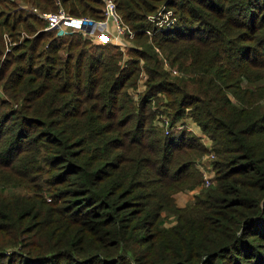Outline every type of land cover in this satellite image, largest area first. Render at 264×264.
I'll return each mask as SVG.
<instances>
[{"label": "trees", "instance_id": "1", "mask_svg": "<svg viewBox=\"0 0 264 264\" xmlns=\"http://www.w3.org/2000/svg\"><path fill=\"white\" fill-rule=\"evenodd\" d=\"M61 2L103 18L100 0ZM116 2L135 31L127 51L0 0V264H264V87L242 89L264 77V0ZM163 6L170 25L150 18ZM164 112L192 118L212 148L188 127L164 131ZM207 152L212 184L179 206Z\"/></svg>", "mask_w": 264, "mask_h": 264}, {"label": "built area", "instance_id": "2", "mask_svg": "<svg viewBox=\"0 0 264 264\" xmlns=\"http://www.w3.org/2000/svg\"><path fill=\"white\" fill-rule=\"evenodd\" d=\"M18 2L20 7L38 14L46 21L45 30H54L57 34L82 32L85 36L92 38L97 42H114L116 45L121 46L122 49H126L131 45V40L135 35V31L132 30L122 19L118 11L116 0H100L103 4V18L101 19H94L89 16H76L70 13L63 6L61 0H56V3L58 4V8L56 10H44L28 3ZM164 10L165 6L160 9V12L157 15H152L150 18L152 20H158L159 22V20L163 19L162 16L164 12L166 14L172 13V10ZM174 20V18H168L166 23L170 25L174 22ZM99 26L103 28L105 27L104 30H99ZM112 38H115V41H113ZM163 61L165 67L170 69L173 74L178 73V70L176 68H172L166 58H163ZM142 75L144 79L147 77L144 73H142ZM0 89H2L1 86ZM157 122L167 133L174 128L182 129L187 127L188 124L183 120L173 124L171 123L170 117L164 113L159 114ZM188 128L191 127L189 126ZM208 141H210V143H208ZM208 141L205 140V144L209 148H212V141L209 139ZM214 157L215 154L213 152L206 153L202 157V160L198 163V166L201 168L203 173V184L205 186L211 185L215 176V170L212 162Z\"/></svg>", "mask_w": 264, "mask_h": 264}, {"label": "rangeland", "instance_id": "3", "mask_svg": "<svg viewBox=\"0 0 264 264\" xmlns=\"http://www.w3.org/2000/svg\"><path fill=\"white\" fill-rule=\"evenodd\" d=\"M19 4V3H18ZM19 6H20V4H19ZM20 8V7H19ZM23 8V7H22ZM21 8V9H22ZM0 9H4V6L3 5H0ZM6 9L7 10H12L13 9V7H11L10 5H8V6H6ZM172 16V13L171 14H166L165 12L163 13V16H162V18L163 19H161V20H159V22H158V24L159 25H163V24H165L166 23V21L168 20V18H172L173 19V17H171ZM31 20H29V22H30ZM39 28V27H38ZM99 28V30H104V28L103 27H98ZM44 29V28H43ZM42 29V30H43ZM106 29H107V27H106ZM45 30V29H44ZM98 30V29H97ZM28 33H30V34H32L30 31H28V32H24L23 33V36L24 35H27ZM22 39V38H21ZM45 40V42L46 41H48V40H50L47 36H46V38L45 39H43L42 41H44ZM112 40L113 41H115V38H112ZM21 41V40H20ZM15 43H17L16 41H12V39L9 37V35L8 34H6V51H5V53H4V55H3V57L5 58V57H7L8 55H7V52H10L11 51V49H12V45L13 44H15ZM131 45H132V43H131ZM82 47V48H81ZM91 46L90 45H79V46H76V47H74V51L75 52H79V51H86V50H88V52L89 53H94V54H96V53H99V51H97V50H94L93 48H90ZM120 48H121V46H119ZM8 48H10V49H8ZM129 47H127L126 48V50L124 49V51H127V49H128ZM40 50H43V47H40ZM39 50V51H40ZM42 53H45L44 51H42L41 52V54ZM7 55V56H6ZM27 58L26 59H24V60H22V61H17V60H15V63H13V65L11 66L12 68L11 69H13L16 65H18V64H27ZM40 60H42V58H40ZM143 63V62H142ZM142 63H141V65H142ZM142 73H144V74H146V78L144 79V77H143V75H142ZM148 79V73L146 72V70H145V68L143 67L142 69H141V71H140V74H139V77H138V86L135 88V89H132L131 88V90L134 92V91H139V92H137V93H134L135 94V96L138 98V96H139V93L140 92H142L143 90H145V88H146V86H147V84H146V80ZM262 87H264V77L263 78H261V79H259V80H257V81H254V82H250V81H247V80H244L243 82H242V89H247V88H249V89H251V90H256V88H262ZM262 91H264V90H262ZM0 96L1 97H4V98H8V95H6L5 94V92L3 91V89H0ZM168 98H167V96H162V99H161V101H166ZM160 101V99L159 100H156L155 102H153L152 104L155 106V105H157V103ZM160 101V102H161ZM159 107H161V106H159ZM161 108H163V110L165 109V106H162ZM164 111H166L167 113H168V109H165ZM166 112H164V114H167ZM187 118H189V117H187ZM187 127H189V124H187ZM161 128H163V127H161ZM165 131V130H164ZM206 141H208V139H206ZM208 143H210V141H208ZM208 147V146H207ZM208 153V152H207ZM202 160V158L197 162V164L200 162ZM200 170H201V168L200 167H198ZM201 172H202V170H201ZM202 175H203V173H202ZM205 185L202 183V184H200L198 187H196V188H193V189H189V188H187V189H184V190H180L179 192H177L176 194H175V200H176V203L179 205V206H185V205H187L188 203H190L191 201H193V199L195 198V195H196V193L197 192H199L200 191V189L201 188H203ZM15 190V189H14ZM16 190H18V192H26V189L25 188H17ZM7 191H9V189L7 190ZM168 224H170V223H168Z\"/></svg>", "mask_w": 264, "mask_h": 264}, {"label": "crops", "instance_id": "4", "mask_svg": "<svg viewBox=\"0 0 264 264\" xmlns=\"http://www.w3.org/2000/svg\"><path fill=\"white\" fill-rule=\"evenodd\" d=\"M16 2L20 1V2H24L26 3L25 1L23 0H15ZM19 3V2H18ZM27 4V3H26ZM139 92V91H137ZM184 122H187L189 124V126L191 127L190 129L193 130L195 133H197L198 135H200L202 137V139H204V142L205 140L208 138V136H206L203 132V130L201 129L200 125H198V123L196 121H194L192 118H186V119H183ZM205 135V136H204ZM209 139V138H208ZM210 140V139H209Z\"/></svg>", "mask_w": 264, "mask_h": 264}]
</instances>
